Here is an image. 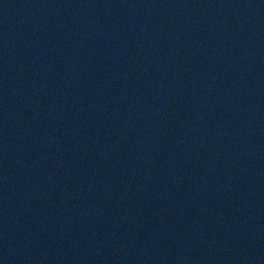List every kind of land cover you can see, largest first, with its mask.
I'll return each instance as SVG.
<instances>
[{
  "label": "water",
  "instance_id": "95a60500",
  "mask_svg": "<svg viewBox=\"0 0 264 264\" xmlns=\"http://www.w3.org/2000/svg\"><path fill=\"white\" fill-rule=\"evenodd\" d=\"M0 264H264V0H0Z\"/></svg>",
  "mask_w": 264,
  "mask_h": 264
}]
</instances>
